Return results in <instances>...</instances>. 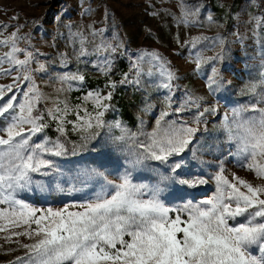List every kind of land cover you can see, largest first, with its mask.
<instances>
[{"label": "rangeland", "instance_id": "rangeland-1", "mask_svg": "<svg viewBox=\"0 0 264 264\" xmlns=\"http://www.w3.org/2000/svg\"><path fill=\"white\" fill-rule=\"evenodd\" d=\"M108 6L141 23L133 63L159 76L162 120L144 149L122 122L103 121L104 148L89 168L47 170L48 159L57 167L52 143L32 142L36 98L74 127L97 119L56 95L78 88V76L61 77L56 94L41 80L40 55L52 50L43 30L65 11L102 37ZM257 8L245 1L225 34L199 11L164 45L143 35L163 25L158 10L189 19L181 0H0V264H264V0ZM186 36L207 40L187 53ZM240 86L250 92L244 103L231 93Z\"/></svg>", "mask_w": 264, "mask_h": 264}, {"label": "trees", "instance_id": "trees-1", "mask_svg": "<svg viewBox=\"0 0 264 264\" xmlns=\"http://www.w3.org/2000/svg\"><path fill=\"white\" fill-rule=\"evenodd\" d=\"M181 1L192 13L189 19L170 10H158L157 13H160L165 21L160 29L146 32L143 40L149 39L164 45L177 41L181 28L189 29V22L193 21L194 13L199 11L210 13L217 29L223 26V34H225L234 23L232 15L247 0H231L225 7L219 6L217 0ZM256 1L259 10L262 0ZM107 9L109 10L108 25L102 37L79 27L76 22H70L65 11L60 12L54 21L49 20L48 24H54L53 29L43 30V36L52 40V50L46 56L40 55L46 62L41 80L47 85L50 84L49 93L56 94L53 86L61 80V77L78 76L80 80L72 79L73 83H78V88L66 89L56 95L59 99L67 98L74 104L80 101L83 104L82 108L91 111L92 116L97 119L94 125L74 127L70 121H59L57 117L52 116L42 99L36 98V103L30 111V118L38 123L40 129L32 138V142L35 143L38 136H43L52 143L57 167H52L53 160L48 159L47 170H59L64 165L74 167L82 164H86L89 168V161L98 158L99 156L96 155L104 148V140L100 137V133L104 132L103 121L122 122L130 133L126 138L127 141L144 149L151 142L154 128L162 120L158 115L166 108L167 102L164 89L158 85L159 76L146 64L133 63L132 52L144 47L139 39L142 33L141 23L136 22L133 25L132 20L122 18L112 6H108ZM172 26L177 27L178 34L172 30ZM206 40L205 37L194 40L186 36L182 41L181 49L189 53L192 50V43H202ZM145 49L151 48L145 47ZM159 56L171 75L175 77L174 65L163 53ZM136 67L140 68V74L139 82L134 83ZM172 82L171 88H174L176 82L175 80ZM149 83L152 85L149 86ZM231 93L242 103L250 95L245 86H240ZM86 94L90 95V99L85 97ZM110 155L111 153L108 154ZM71 176L75 179L80 177V174L77 172ZM56 194L53 192V196Z\"/></svg>", "mask_w": 264, "mask_h": 264}]
</instances>
